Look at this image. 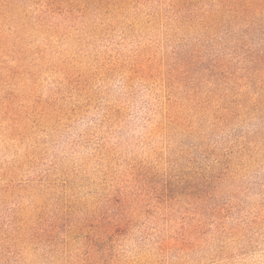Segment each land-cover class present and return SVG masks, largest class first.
Instances as JSON below:
<instances>
[{"label":"rangeland","instance_id":"374dc122","mask_svg":"<svg viewBox=\"0 0 264 264\" xmlns=\"http://www.w3.org/2000/svg\"><path fill=\"white\" fill-rule=\"evenodd\" d=\"M0 264H264V0H0Z\"/></svg>","mask_w":264,"mask_h":264}]
</instances>
